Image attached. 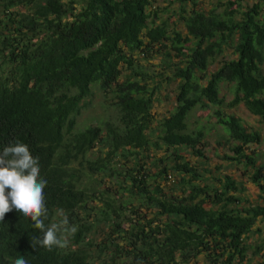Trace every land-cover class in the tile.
Masks as SVG:
<instances>
[{"label":"trees","instance_id":"trees-1","mask_svg":"<svg viewBox=\"0 0 264 264\" xmlns=\"http://www.w3.org/2000/svg\"><path fill=\"white\" fill-rule=\"evenodd\" d=\"M175 1L185 34L157 22L151 0H0V150L29 147L47 180L45 224L67 217L77 228L63 247L33 249L31 237L42 233L18 211L6 213L0 264L21 255L28 264L246 260L248 235L264 225V162L245 148L261 135L225 108L243 103L264 125V0L245 8L226 0L222 11ZM227 47L236 58L208 73ZM153 55L167 60L178 81L175 106L156 126L158 85L140 62ZM222 83L234 85L229 102L219 95ZM96 92L113 111L78 128ZM210 106L234 143L223 159L242 165L244 180L199 172L183 155L206 158L205 133L189 130L187 120ZM153 150L169 153L147 165ZM247 184L258 190L254 203L244 195ZM98 232V241L88 238Z\"/></svg>","mask_w":264,"mask_h":264},{"label":"rangeland","instance_id":"rangeland-1","mask_svg":"<svg viewBox=\"0 0 264 264\" xmlns=\"http://www.w3.org/2000/svg\"><path fill=\"white\" fill-rule=\"evenodd\" d=\"M263 0H242V8L249 7L254 3L262 2ZM151 10L157 11V22H166L168 25L169 31L177 30L182 34H185L184 24L179 19L180 9L178 3L175 0H151ZM197 8L201 10L208 11L212 8H216L217 11H222L226 0H196ZM78 7V6H76ZM189 8V7H187ZM237 18H239L237 16ZM236 58L233 49L225 48L222 55L217 57L211 65L208 67V73L215 71L219 65L225 61ZM174 62L178 60L172 58ZM142 64L145 65L144 70L150 75H154V79L150 80V83L157 84L158 90L154 95V105L152 108V114L154 117V126L157 125V122L163 117H166L175 106V94L177 92V83L178 81L173 79L171 76L172 67L165 66L167 60H163L162 55H153L148 63L140 60ZM125 73V71L123 70ZM170 77V78H169ZM205 83V81L203 82ZM219 95L225 99L226 102H229L234 97V85L228 83L220 84V93ZM110 99L107 100L102 97L101 93L95 94L92 98L91 103L88 107L81 110V114L77 118V127L84 128L88 125H96L101 119L107 116L108 113L113 110L108 106L110 104ZM215 107L210 106L206 110H202L198 107L193 109L188 116V129L196 130L202 128L205 133V142L206 145L203 147V153L206 158H197L190 154V152L184 151L183 155L186 157L187 161L191 165H194L199 172L202 169H207L213 174H231L238 181L244 180V167L240 164L229 165L227 160L223 159V156L233 155L229 150L230 147L234 144L233 142H226L227 139V130L225 127L216 124V120L213 117V110ZM225 112L234 114L241 118L243 124L249 130L259 131L261 135L260 144L249 145L245 149L247 154L253 152L257 156L258 163L264 162V125L261 124L257 116H254L248 112L243 103H239L234 108H225ZM156 136L153 138L155 139ZM163 150H153L149 152L151 158L146 159L147 165L151 163L154 157H163ZM221 167L219 170L217 167ZM168 183H173V177H168ZM173 180V181H172ZM111 186V184H108ZM247 190L244 193L251 202L257 201L258 190L251 184L246 185ZM144 211V210H143ZM256 228L259 231L251 233L248 235L247 239V258L243 263L237 264H258V261H264V225L259 222L256 225ZM94 242L102 238V233L98 232L95 235H92ZM258 250V253L255 254V251ZM198 264H204L202 256L198 258Z\"/></svg>","mask_w":264,"mask_h":264},{"label":"clouds","instance_id":"clouds-1","mask_svg":"<svg viewBox=\"0 0 264 264\" xmlns=\"http://www.w3.org/2000/svg\"><path fill=\"white\" fill-rule=\"evenodd\" d=\"M46 186L47 180L40 176L39 159L32 155L26 144L16 142L0 150V221L4 220L6 213L18 211L23 217L30 218L33 227L42 233V236L31 237V247L52 251L63 247L67 237L77 228L69 226L67 217L59 224H45L48 219L44 196ZM6 189L9 190L7 193ZM12 264H28V261L21 255Z\"/></svg>","mask_w":264,"mask_h":264}]
</instances>
